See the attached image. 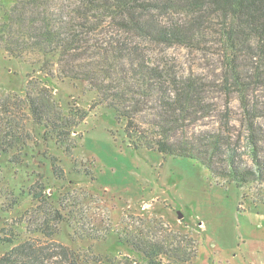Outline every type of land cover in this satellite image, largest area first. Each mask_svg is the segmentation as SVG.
<instances>
[{"label":"trees","instance_id":"16d2710c","mask_svg":"<svg viewBox=\"0 0 264 264\" xmlns=\"http://www.w3.org/2000/svg\"><path fill=\"white\" fill-rule=\"evenodd\" d=\"M4 1L1 49L14 60L31 59L32 72L44 80L88 82L113 110L131 148L194 160L236 188L256 182L264 188V129L258 124L264 102L255 96L264 87V0H11L8 9ZM204 45L219 57L214 87L227 101L221 113L226 122L218 132L196 135L189 127L208 107L203 87L191 76H180L162 53L172 47L205 50ZM233 96L243 116L247 161L228 131ZM0 115V157L10 156L12 162L29 155V141L37 133L43 143L72 157V134L86 118L72 109L64 115L53 91L35 78L21 96L0 93ZM34 149L31 158L42 159L27 177L41 179L18 194L11 190L16 198L8 210L19 206L20 197L36 203L14 225L0 229V246H8L0 264H189L197 257V241L185 234L169 231L151 238L125 226L116 242L132 257L82 259L78 241L93 247L99 243L98 229L79 225L78 240L70 234L74 217L63 205L64 195L55 205L41 181L47 161L53 181L64 180V170L46 149ZM16 224L22 227L15 229Z\"/></svg>","mask_w":264,"mask_h":264},{"label":"rangeland","instance_id":"374dc122","mask_svg":"<svg viewBox=\"0 0 264 264\" xmlns=\"http://www.w3.org/2000/svg\"><path fill=\"white\" fill-rule=\"evenodd\" d=\"M11 4V0H5V9ZM3 15L0 10V22ZM204 48L195 51L172 47L162 53L176 66L180 76H191L203 87L208 107L189 127V132L196 135L218 132L220 127L225 128L226 122V116L221 113H225L227 101L214 87L218 82L219 57L207 51L209 45ZM30 63L31 59L21 62L10 58L0 47V93L3 96H21L27 81L35 78L53 91L54 100L64 115L72 109L77 115L85 112L86 118L78 123L72 134L76 142L72 157L66 156L53 143H43L41 133L37 132L29 141V155H21L20 162H12L10 156L0 157V229L3 225H14V220L35 206V201L20 197L19 206L8 210L10 202L16 198L11 190L18 194L34 180L41 179L27 177L34 168L33 163L38 164L40 159L39 156L31 158L36 152L34 146L38 145L39 149H46L48 155L56 157L64 170V180L53 181L47 161L45 178L41 181L55 205L56 199L64 195L63 205L74 217L70 234L73 232L78 240L79 225L86 230L98 229L99 243H93V247L87 248L86 243L78 241L77 250L86 261L132 257L126 247L116 242L117 233L125 226L151 238L164 236L169 231L185 234L197 241L198 249L206 246L213 251L215 261L229 257L228 253L236 258L244 256L249 262L250 256L254 260L264 256V188L259 183L236 188L216 179L194 160L131 148L123 136L122 124L115 121L113 110L99 101L98 93L88 82L67 78L44 80L40 73L32 72ZM255 93L264 102V87ZM233 98L228 100V131L238 141L235 148L242 154V160L247 161L243 116L238 101ZM258 124L264 129V118H260ZM223 131L226 134V129ZM16 227L22 225L16 224ZM60 241L67 245L66 239ZM7 247L0 246V255ZM196 258L189 264H194Z\"/></svg>","mask_w":264,"mask_h":264},{"label":"crops","instance_id":"0c3cea01","mask_svg":"<svg viewBox=\"0 0 264 264\" xmlns=\"http://www.w3.org/2000/svg\"><path fill=\"white\" fill-rule=\"evenodd\" d=\"M206 246L202 247L200 246L198 249V253H197V258L194 264H220V262L222 261H230L231 260L234 262V264H264V256L260 258V260H254L252 258V256H250V262L247 261V259L244 258V256H239L240 258H236L235 255H230L228 253L229 257H224V258H220L218 259V261H215L216 259L214 258L215 253L209 249H207ZM215 259V260H214ZM222 260V261H221ZM211 262V263H210ZM230 262H228L229 264H231Z\"/></svg>","mask_w":264,"mask_h":264}]
</instances>
